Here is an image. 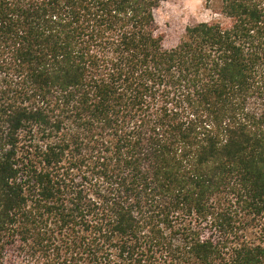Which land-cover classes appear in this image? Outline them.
Returning <instances> with one entry per match:
<instances>
[{"label":"trees","instance_id":"trees-1","mask_svg":"<svg viewBox=\"0 0 264 264\" xmlns=\"http://www.w3.org/2000/svg\"><path fill=\"white\" fill-rule=\"evenodd\" d=\"M161 1L0 0V264H264V0Z\"/></svg>","mask_w":264,"mask_h":264},{"label":"rangeland","instance_id":"rangeland-1","mask_svg":"<svg viewBox=\"0 0 264 264\" xmlns=\"http://www.w3.org/2000/svg\"><path fill=\"white\" fill-rule=\"evenodd\" d=\"M160 28L165 32V45L173 46L184 36L187 26L201 21L220 22L224 26L231 20L220 12V4L206 0H162L157 10Z\"/></svg>","mask_w":264,"mask_h":264}]
</instances>
